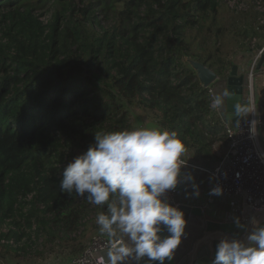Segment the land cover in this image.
Wrapping results in <instances>:
<instances>
[{"label":"trees","instance_id":"trees-1","mask_svg":"<svg viewBox=\"0 0 264 264\" xmlns=\"http://www.w3.org/2000/svg\"><path fill=\"white\" fill-rule=\"evenodd\" d=\"M223 6L224 0H0V226L23 228L0 239L18 244L33 234L62 235L67 242L89 220L87 200L61 193L59 181L98 133L149 120L176 131L194 157H213L207 134L224 123L187 60L223 81L233 64L229 49L250 52L252 39L264 40V12L251 5L230 10L229 24ZM101 211L106 206H95L93 219ZM69 243L73 257L86 248Z\"/></svg>","mask_w":264,"mask_h":264},{"label":"clouds","instance_id":"clouds-1","mask_svg":"<svg viewBox=\"0 0 264 264\" xmlns=\"http://www.w3.org/2000/svg\"><path fill=\"white\" fill-rule=\"evenodd\" d=\"M235 91L225 87L216 92L211 107L223 111L226 98ZM234 116L249 115V134H259L258 108L236 102ZM187 149L174 130L137 127L94 135L86 151L74 156L61 174V193L85 198L89 204L106 206L95 223L108 238L105 256L97 264H170L187 235L184 212L169 200L168 193L179 184L193 181L191 173H182ZM264 160V153L259 154ZM198 197L199 188L191 184ZM217 184L210 194L220 195ZM244 238L222 236L215 245L211 264H264V223L255 216L247 224L234 217ZM164 233H167L166 235Z\"/></svg>","mask_w":264,"mask_h":264},{"label":"built area","instance_id":"built-area-1","mask_svg":"<svg viewBox=\"0 0 264 264\" xmlns=\"http://www.w3.org/2000/svg\"><path fill=\"white\" fill-rule=\"evenodd\" d=\"M227 4L232 10L245 11L251 5L258 12H264V0H229ZM40 20L44 24L47 23L45 17H41ZM257 20L260 24L263 23V19L260 17ZM255 42L256 39H252V44ZM263 53L264 48L256 53L245 74L248 77L249 88L245 103H250L258 108L257 115L261 110H264V106L258 100L260 96L257 97L254 92L253 79L256 71L255 65ZM252 119H257V117L249 115L246 119H240L239 127L237 126L238 122L233 125L231 123L224 125L223 133L227 141L225 152L216 167L206 170L212 178V187L219 184L222 187L220 196L227 198L231 206V214H227L225 218L228 215L238 217L243 204L254 212L264 211V160L259 156L260 153H264V144L261 142L259 134L254 138L250 137L248 122ZM187 165H190L188 161L185 166ZM179 195L180 191L177 188L169 192L170 202L176 206L182 205L176 201ZM212 201L209 198L198 207L205 211ZM107 247L108 238L101 233H96L90 238L85 250L69 259L68 264H97V257L100 256V253L107 251Z\"/></svg>","mask_w":264,"mask_h":264},{"label":"water","instance_id":"water-1","mask_svg":"<svg viewBox=\"0 0 264 264\" xmlns=\"http://www.w3.org/2000/svg\"><path fill=\"white\" fill-rule=\"evenodd\" d=\"M187 61L203 87L207 88L217 81V76L211 69L199 62ZM255 69L256 71L264 69V54L260 57ZM225 84L230 91L236 93L235 96L227 98L225 106L227 119L236 123L238 118L234 116V105L236 102L243 103V91L248 87V77L245 74H239L237 65L234 64L230 67ZM178 207L185 215L187 235L182 239V243L176 250L174 259L170 264H211L214 258L215 245L222 236L244 238L243 230L235 226L231 215H228L223 221H214L206 218L205 212L199 207L183 204ZM253 216L264 223V211L254 212L243 204L238 216L241 222L247 224L249 218ZM100 256L106 257V251L100 253Z\"/></svg>","mask_w":264,"mask_h":264},{"label":"rangeland","instance_id":"rangeland-1","mask_svg":"<svg viewBox=\"0 0 264 264\" xmlns=\"http://www.w3.org/2000/svg\"><path fill=\"white\" fill-rule=\"evenodd\" d=\"M227 1L224 0V6H227L226 10L223 11V17L226 22L230 24L232 17V12L228 7ZM75 3L78 2V0H74ZM223 6V7H224ZM233 11V10H232ZM41 12V11H39ZM51 11L44 12L42 16L45 17V21L48 22L49 16H51ZM103 26H107V23L105 21H102ZM238 26L235 25V29L238 30ZM229 36V34H228ZM250 43V48L253 50L256 48L257 43L252 44V40ZM254 47V48H253ZM235 48L229 49V59L233 57L236 54L241 55L243 51L236 50L234 52ZM235 53V54H234ZM232 60V59H231ZM236 60V59H235ZM244 74V73H241ZM257 74L254 75L253 79V89L258 86L257 83ZM209 90H211L210 87ZM243 101L246 102L247 95L249 92V88L243 91ZM245 97V98H244ZM135 113H138L137 111ZM259 136L261 142L264 144V138H263V131H264V111L261 110L259 114ZM146 123H142L141 127H154L152 122L149 120L145 121ZM220 130H217V133ZM213 132V129L212 131ZM83 198L80 197V202H82ZM88 210H89V220H86L83 226H81L77 232L69 236V240L64 238V236L59 235L58 238H48L46 236L41 235L40 237H36L34 234L31 235L29 238H22L21 241L16 244L13 240V238H6L3 237L0 239V264H68L69 259L73 257V249L69 241L71 240H77V242H81V245H87L90 238L99 232V228L95 223V219H93V213L95 211V206L92 204H87ZM41 208V207H40ZM206 218H209L208 213H205ZM226 218H224L225 220ZM23 228L21 227L18 229L14 223L6 222L2 226H0V235H8L11 231L20 233L22 232Z\"/></svg>","mask_w":264,"mask_h":264},{"label":"crops","instance_id":"crops-1","mask_svg":"<svg viewBox=\"0 0 264 264\" xmlns=\"http://www.w3.org/2000/svg\"><path fill=\"white\" fill-rule=\"evenodd\" d=\"M262 32L264 35V30ZM255 43H257L256 48L253 49L252 51L242 52L241 55L236 54L233 56L235 57L234 60L231 57L232 60L231 59L230 60L233 63L232 65L234 64L237 65L239 74L241 73L246 74L247 70L251 66L252 60L256 55V53L264 48V40H256ZM236 50L239 49L235 48L234 52H236ZM256 74H257L258 86L255 88L254 92H256L257 97L260 96L258 100L261 103H263L262 105L264 106V69L255 71V75ZM225 87H226L225 79L223 81H218L213 83L210 86L212 97L216 92L217 93L220 92V90ZM243 103L245 102L243 101ZM215 111L220 117L221 121L224 123V125L229 123H231L232 125L234 124L227 119L225 109L223 111L215 109ZM211 133L212 132H210V134H207V141L212 146V155H213L212 158L204 159L200 157H194L193 154L188 151H186V153L184 154L185 160H187L190 165L183 166L181 171L182 173H191V175L193 176V181L183 182L178 185L177 189L180 191V195L176 198V201L180 202L183 205L198 207L201 206L203 203H205L207 199L211 198L213 201L209 205V208L206 209L204 212L208 213L209 220L223 221L227 214H231V206L227 198L220 195L210 194V189L212 188L213 181L211 176L206 170H211L219 164L225 152L227 141L225 139L223 129L220 130L218 133L217 130L215 134H211ZM263 138H264V131H263ZM193 182L196 183L199 188L200 195L198 197L188 195L194 192V189H192L191 187V184ZM232 218H234V216Z\"/></svg>","mask_w":264,"mask_h":264}]
</instances>
